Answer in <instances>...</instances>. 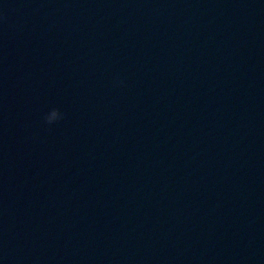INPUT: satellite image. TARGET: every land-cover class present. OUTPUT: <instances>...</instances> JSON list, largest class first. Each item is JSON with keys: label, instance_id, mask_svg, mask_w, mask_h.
<instances>
[{"label": "water", "instance_id": "obj_1", "mask_svg": "<svg viewBox=\"0 0 264 264\" xmlns=\"http://www.w3.org/2000/svg\"><path fill=\"white\" fill-rule=\"evenodd\" d=\"M0 264H264V0H0Z\"/></svg>", "mask_w": 264, "mask_h": 264}, {"label": "clouds", "instance_id": "obj_2", "mask_svg": "<svg viewBox=\"0 0 264 264\" xmlns=\"http://www.w3.org/2000/svg\"><path fill=\"white\" fill-rule=\"evenodd\" d=\"M62 119H63V114L60 112V110L52 109L47 115H45L44 122L47 125L51 126L55 123H58Z\"/></svg>", "mask_w": 264, "mask_h": 264}]
</instances>
